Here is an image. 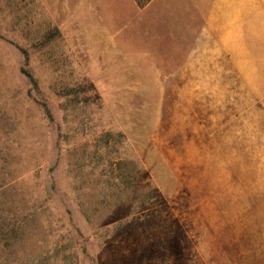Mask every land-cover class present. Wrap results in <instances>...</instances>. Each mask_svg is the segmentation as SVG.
Wrapping results in <instances>:
<instances>
[{"label":"rangeland","instance_id":"1","mask_svg":"<svg viewBox=\"0 0 264 264\" xmlns=\"http://www.w3.org/2000/svg\"><path fill=\"white\" fill-rule=\"evenodd\" d=\"M79 2L0 0V264H211L235 166L173 131L171 77Z\"/></svg>","mask_w":264,"mask_h":264},{"label":"crops","instance_id":"2","mask_svg":"<svg viewBox=\"0 0 264 264\" xmlns=\"http://www.w3.org/2000/svg\"><path fill=\"white\" fill-rule=\"evenodd\" d=\"M124 2L125 14L100 0L109 42L155 63L163 84L171 77L173 131L201 134L197 148L235 166L222 195L244 216L211 264H264V0Z\"/></svg>","mask_w":264,"mask_h":264},{"label":"trees","instance_id":"3","mask_svg":"<svg viewBox=\"0 0 264 264\" xmlns=\"http://www.w3.org/2000/svg\"><path fill=\"white\" fill-rule=\"evenodd\" d=\"M149 0H136V2L139 4V5H144L145 3H147Z\"/></svg>","mask_w":264,"mask_h":264}]
</instances>
